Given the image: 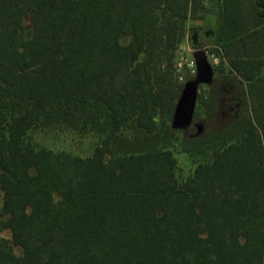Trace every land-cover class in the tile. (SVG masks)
I'll return each instance as SVG.
<instances>
[{
  "label": "trees",
  "instance_id": "16d2710c",
  "mask_svg": "<svg viewBox=\"0 0 264 264\" xmlns=\"http://www.w3.org/2000/svg\"><path fill=\"white\" fill-rule=\"evenodd\" d=\"M60 124L94 154L31 143ZM0 195V264H264V0H0Z\"/></svg>",
  "mask_w": 264,
  "mask_h": 264
},
{
  "label": "rangeland",
  "instance_id": "374dc122",
  "mask_svg": "<svg viewBox=\"0 0 264 264\" xmlns=\"http://www.w3.org/2000/svg\"><path fill=\"white\" fill-rule=\"evenodd\" d=\"M124 43L128 42V38L123 39ZM197 49L191 47L189 40L186 39L184 44L178 51V62L182 65L195 62V54ZM206 55V63L213 73V67L217 63L216 56H212L208 50H204ZM219 61V60H218ZM204 82L202 84H206ZM198 85V93L207 90V86ZM198 95V94H197ZM197 105V99H196ZM179 136H182L181 134ZM31 143L37 148H46L52 150L57 154H68L70 156L87 158L94 154L95 149L100 145L102 141V135L96 132H79L74 131L66 127L65 125H51L42 127L33 131L30 135ZM169 148L175 153L178 160L177 175L180 180L187 179L194 171L197 164L204 161L203 157L192 156L184 152L180 140H174ZM2 196L0 195V207L2 205ZM7 237L9 233L5 234ZM18 254L21 253L19 248H16Z\"/></svg>",
  "mask_w": 264,
  "mask_h": 264
},
{
  "label": "water",
  "instance_id": "95a60500",
  "mask_svg": "<svg viewBox=\"0 0 264 264\" xmlns=\"http://www.w3.org/2000/svg\"><path fill=\"white\" fill-rule=\"evenodd\" d=\"M195 62L197 66V80L187 85L175 113L174 125L180 129L186 128L192 121L196 108L198 84L209 82L213 75L212 70H210L206 63L204 50L197 51Z\"/></svg>",
  "mask_w": 264,
  "mask_h": 264
},
{
  "label": "built area",
  "instance_id": "2783aa9c",
  "mask_svg": "<svg viewBox=\"0 0 264 264\" xmlns=\"http://www.w3.org/2000/svg\"><path fill=\"white\" fill-rule=\"evenodd\" d=\"M216 62L218 63V59H216ZM216 63V64H217ZM186 67H187V69L193 74V75H195L196 76V74H197V66H196V62H191V63H187L186 65H185ZM183 68H184V65H182V64H178V72H181L182 70H183Z\"/></svg>",
  "mask_w": 264,
  "mask_h": 264
}]
</instances>
